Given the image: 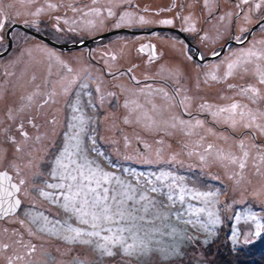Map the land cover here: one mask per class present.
I'll use <instances>...</instances> for the list:
<instances>
[{"label":"flooded vegetation","instance_id":"1","mask_svg":"<svg viewBox=\"0 0 264 264\" xmlns=\"http://www.w3.org/2000/svg\"><path fill=\"white\" fill-rule=\"evenodd\" d=\"M258 2L259 0H248V3L240 4V0H209L206 5L205 0H167L166 6H160L159 0H44L43 4L38 3L34 5L36 7H32L30 0H0V21H2L0 43L4 44L0 50V55H2L0 59L8 54L12 46V36L16 31L27 33L37 40L40 39L32 33L47 39H49L48 35H58L59 39L64 40L68 37H76L75 40L61 45H71L93 39L90 45L82 48L86 50V55L88 53L87 57L91 64L99 67L106 78L115 76L126 78L125 83L128 87L121 88L119 91H131L145 99L160 97L174 112L176 121H179V114L183 116L181 111L184 110L183 101L186 97L189 100H195V96L191 98L192 93L196 95L202 91L215 93L218 107H225L233 100L238 101L235 98L227 99V96L232 92L238 93L239 86L255 84L257 87H264L260 86L256 78L252 76L254 64L247 66L249 69L247 73L242 69H237L234 70L233 75L227 78L224 76L228 62L236 60L242 50L249 48L256 51L264 50V6L256 9L255 4ZM49 4H54L56 7L48 8ZM237 4H240V7H237ZM111 6H115L117 10L114 12ZM244 6L248 8L245 11ZM38 8L42 11L38 15H33ZM93 9H98L99 14ZM108 9H111L112 15H109ZM144 9H146L147 16L143 13ZM158 9L166 15L160 16ZM126 13L131 14L137 21L143 16L148 23L121 24L116 27L120 17ZM256 14L261 15L256 18ZM245 15L253 22H246ZM240 16L242 21L239 20ZM185 17L189 19L186 21ZM166 19H171L173 23L171 25L159 23ZM100 22L107 25L106 30L100 34H80L93 30L94 27L100 25ZM192 28L195 30H186ZM112 31H121L115 34H121V36L118 38L112 35L96 39L103 33ZM40 41L48 44L43 40ZM141 46L147 47L141 51ZM6 50L7 52L3 55ZM214 52L218 55H213ZM190 56L192 59H189ZM200 57L203 59L201 60ZM116 61L121 63L117 68L114 67ZM104 62L111 64L107 65ZM6 69L11 71L14 77L7 82L0 80V106H9L13 103L14 107L9 109L11 110V113L7 114L9 119L0 124V155L4 157L0 160V172H7L10 180L16 185H19L20 179H24L26 183L20 185V191L17 192V198L21 201L18 210L0 219V264H8L9 258H13L12 264H32L34 261L47 257V252L44 251L46 246L44 236L46 235L36 232L27 218L21 219L18 215L22 209L30 205L37 207L36 204L43 198L39 189L46 190L48 189L46 183H53L50 175L52 170L47 169L54 165L59 155L57 150L69 129L68 125L64 124L63 130L58 132L57 129V135L53 136V123L56 115L46 113L44 108L51 101L52 91L55 92L53 95L59 92L63 94L62 76L72 73L73 69L68 63L60 64L58 70L47 71L42 81L37 79V83L32 74L34 71L27 69L23 58L19 61L7 62L4 67L0 68V74ZM93 69L98 72L96 67ZM84 75L85 82L81 86L87 85L88 91H95L94 87L97 84L106 86L105 80L100 77L99 73L97 82L90 79L87 72L82 74ZM212 75H215L216 79H212ZM15 82L18 86L11 87ZM32 83H35V86L31 88ZM229 85L235 87L230 88ZM38 88L39 91H47V93L35 96L32 99L35 102L33 106L32 101L29 102L27 98L33 97L31 91H37ZM187 94L189 95L186 96ZM94 96L92 92V97ZM108 97L109 95L99 98ZM221 99L223 101H220ZM31 104L35 112H32ZM246 104H249L253 110L264 111V99H258L254 104L248 101ZM89 112L92 110L89 109ZM196 116L201 115L191 113L192 118ZM124 118L128 129L135 128L130 134L135 144L144 142L138 138L136 133L139 136L144 134L150 139L151 136L147 134L156 136L160 132L165 134L166 139L173 141L172 143H184L181 136L173 139L170 135V126L153 128L138 113L125 114ZM29 119L33 120L35 127L28 123ZM178 121L172 130L190 133L189 128L178 127ZM21 124L24 125V131L28 133L29 139L26 142L18 130ZM201 125L206 127L207 136L203 135L199 137V140L212 139L208 140L209 142L203 148L204 154L212 150L213 147L208 149V146L213 142L226 143L232 140L239 149H241L239 141L244 140V150L248 151L246 140L249 137L256 148L257 146L264 148V140L259 138L260 135L253 130L256 128L240 131L237 127L233 128L230 123H225L223 116H215L214 120L207 118ZM208 129H213L219 134L209 135ZM84 134L87 137L90 136L92 141L100 140L93 128H89ZM38 136L39 140L36 139ZM128 136H121V138L123 142L132 144ZM9 137H13L15 143ZM164 137L156 136V139ZM17 144L23 146L22 151H16ZM193 150L197 152L196 149L193 148ZM33 177H35L34 182ZM39 214L40 211L37 210V215ZM40 220L43 221V218L41 217ZM7 221L8 223H5ZM47 226L51 227V224ZM4 245L8 247L4 248ZM33 245L35 252L28 254V249ZM39 248L43 252L41 255ZM16 256L22 259L17 260Z\"/></svg>","mask_w":264,"mask_h":264},{"label":"rangeland","instance_id":"2","mask_svg":"<svg viewBox=\"0 0 264 264\" xmlns=\"http://www.w3.org/2000/svg\"><path fill=\"white\" fill-rule=\"evenodd\" d=\"M30 1L32 2V7L38 3H44V0ZM166 1L159 0V5L166 6ZM244 7V11L248 9L246 6ZM111 9L114 12L117 10L115 6H111ZM145 12L146 9H144L143 13L147 16L148 14ZM158 13L160 16L166 15L161 9H158ZM260 15L256 14L255 17L258 18ZM239 20L242 21V17ZM106 26L100 22V25L94 27L93 30L80 34H100L106 30ZM48 36L49 39L59 44H66L76 39L73 36L68 37L67 40L59 39L58 35ZM115 36L119 38L121 34ZM78 37L81 38L79 35ZM3 47L4 44L0 43V50ZM87 56L88 53L86 55L84 48L62 51L35 39L27 33L16 31L12 36V46L8 54L0 59V68L4 67L9 61H19L23 58L26 61L27 69L34 71L32 74L37 83V79L42 81L47 71L58 70L60 64L68 63L71 66L73 72L62 76L63 94L61 95L59 92V94L53 95L55 92L52 91L51 101L44 108L46 113L56 115L52 134L56 136L57 129L59 132L63 130L64 124L68 125L74 114L72 105L78 101L77 107L80 111L76 114L82 115L86 121L85 130L81 134V155L86 156L87 160L93 162L94 166L98 165L104 171L114 173L115 176L125 183L132 184L140 192L148 193L150 188L147 183L148 180L157 183L161 187L159 193H148L156 200V206L150 209L148 213V218L150 220L154 218V222L140 225L141 235L144 232L150 235L152 248L155 251L148 255L128 257L124 256L118 249H114L116 255L101 256L91 246L79 243L69 244L57 236L53 237L48 232L40 231L41 225L45 224V221H41V217L37 218V210L43 213V216L48 217L50 224L59 220L67 221L73 227H83L77 223L75 217L70 218V214L66 213L58 204L43 197L42 201L36 204L37 207L30 205L22 209L18 215L21 219L27 218L29 224H31L30 226L36 232L46 235L44 236V241L46 242L44 251L47 252V257L34 261L32 264H74L77 258L85 261L86 264H202L205 260L202 248L205 245L194 240L198 238L204 239L205 236L212 234L210 231L213 224L209 222L210 220L218 217V222L221 226H225L226 222L230 220L232 225L230 226V232L232 231V233H229V239L233 243V231L235 230L236 243L234 244L239 246H244L247 243V239H254V235H257V233H264V163L260 162L257 148L249 139L251 137L246 140L249 157L243 169L239 167L238 163L233 164L229 159L224 158L229 156L240 157L242 155V150L235 146L234 140L226 141V143L213 142V148L208 151V154H204L205 150L203 148L209 142L208 140L212 139L199 140V137L207 136L206 127L201 125L204 120L207 118L210 120L215 119L212 113L218 108L217 94H212L210 91H202L198 95L192 93L191 98L193 99L195 96V100H189L186 97L183 101L184 110L181 113L187 119L179 114V121H177L179 122L178 127L189 128L190 133L172 130V125L177 124L174 112L160 97L145 99L142 96L133 94L131 91H119L121 88L128 87L127 83H125L126 78L123 76L106 78L99 67L91 64ZM104 63L107 65L111 64L109 62ZM114 64V67L117 68L121 63L116 61ZM93 67H96L98 72ZM86 72L90 75V79H94L95 82H97L100 75L105 80L106 86L97 84L94 87L95 91H88L86 87L81 86L85 82V75L82 76V74ZM1 73L0 80L4 82L14 77L8 69ZM16 82L11 87L16 88L18 86ZM65 85L67 86L65 87ZM34 86L35 83L30 84L31 88ZM65 89H68V91H65ZM92 92L95 94L94 97H92ZM25 93L27 94V91ZM40 93L42 95L47 93V91H39V88L37 91H31L33 98ZM97 94L99 95L96 96ZM106 95H109V97L99 98ZM230 98H235L242 103L248 102L239 96L237 92H232L227 96V99ZM220 101H223V99ZM15 103H17L16 100ZM32 104L33 106L35 104L33 100ZM89 104L90 106L88 107ZM93 105L94 109H92ZM202 105H208L209 107L202 108ZM33 106L31 110L35 112ZM12 107H14L13 103L9 106H0V124L9 119L7 114L11 113L9 109ZM88 108L92 112H89ZM135 113H138L153 128L170 126V135L173 139H178L181 136L184 143H172L173 141L166 139L164 137L165 134L160 132L156 136L164 137L162 139H156V136L147 134L151 136L149 139L144 134L139 136L136 133L138 138L144 142L135 144L133 137L130 135L135 128L128 129L124 118L125 114L133 115ZM191 113L201 116L192 118ZM180 121L186 123L181 124ZM197 121L202 123L197 125ZM89 128H93L96 136H99V141H92L90 136L87 137L84 134ZM237 129L241 131L245 128L238 125ZM253 130L257 135H260L259 138L264 140V134H261L259 130ZM208 131L209 135L219 134L215 133L213 129H208ZM236 132L238 133V131ZM126 135H129L128 140L132 141V144L123 142L121 136ZM64 143L65 139L60 144L58 152L61 151ZM136 151H138L137 154ZM221 153L224 154L223 157ZM201 156L205 157L203 161L200 159ZM52 168L53 166H50L47 170H52ZM173 168L176 172H182L186 190L212 192L215 195L205 202L203 198L195 200L191 194H188L181 201L178 199L180 192L177 193V191L180 185L179 181H177V187L173 193L175 202L169 201L167 198L169 192L167 185L172 184V177L163 182H157L155 174L157 172L158 175L161 172H170L172 176L178 177V175H173ZM195 168L202 170L193 172L203 173L204 175L201 177L196 175L191 178L190 170ZM147 175L150 177H146ZM37 178H40V176H37ZM34 181L35 177H33ZM53 183H57V180L53 179ZM113 183L115 182L113 181ZM46 191L51 192L54 190L46 189ZM189 201L194 202V204H188ZM189 205L192 206V209H204V211L196 213L189 209ZM178 206L184 207L183 213L179 212V217H177V212L174 210ZM209 213L212 215L210 216ZM252 214H255V220L249 218ZM178 218L186 220L185 231H179L177 225L170 224L174 219L177 220ZM5 223H8V221ZM257 224L260 225L259 229ZM57 227L59 228V226ZM225 231L226 229H223L218 234ZM60 233L63 235L62 229H60ZM181 237L182 239L193 240L192 245L189 244L186 249L184 248V251H181L183 245H178L179 250L173 248V238ZM161 249L163 251H160ZM38 251H40V255L43 253L40 248ZM175 255L176 258H173Z\"/></svg>","mask_w":264,"mask_h":264},{"label":"snow or ice","instance_id":"3","mask_svg":"<svg viewBox=\"0 0 264 264\" xmlns=\"http://www.w3.org/2000/svg\"><path fill=\"white\" fill-rule=\"evenodd\" d=\"M208 3L209 0H205V4L207 5ZM246 3H248V0H240V4ZM240 4H237V7H240ZM262 6H264V0H259L255 4L256 9ZM48 7L54 8L56 5L49 4ZM41 11L42 9L38 8L33 15H38ZM93 11L99 14L98 9H93ZM108 13L109 15L113 14L111 9H108ZM188 19L189 17H185L186 21ZM221 19H224V17H221ZM244 19L248 23L253 22L247 15H245ZM133 23L143 24L148 23V21L143 16L139 17L137 21L131 14L126 13L120 17L116 27L121 26V24L131 25ZM159 23L171 25L173 21L166 19L159 21ZM0 26H2V21H0ZM241 31H244V29H241ZM237 39L239 40V38ZM146 47L141 46V51H144ZM213 55L218 54L214 52ZM189 59H192V57L190 56ZM200 59L202 60L203 57H200ZM250 64L255 65L252 69V76L256 78L260 86H264V50L256 51L253 48L242 50L236 60L228 62L227 71L224 74L225 78L233 75L234 70L237 69H242L247 73L249 71L247 66ZM211 78L216 79V76L212 75ZM83 87H87V85ZM229 87L233 88L235 86L229 85ZM65 91H68V89H65ZM238 95L254 104L258 99H264V87H257L255 84L241 85L239 86ZM27 99L31 102L33 97L29 96ZM78 103L77 101L76 104L72 105L74 114L68 123L69 131L65 133L64 146L59 152V155H57L50 173L51 177L57 180V183H46V188L53 189L54 191L50 192L42 188L39 189V192L41 197L62 207L66 213L70 214V218L75 217L77 223L83 227H73L67 221L59 220L52 223L51 227H48L47 225L51 222L48 220V217L40 213L37 218L42 217L45 221V226H42L40 231L57 236L69 244L79 243L91 246L101 256L116 255L114 249H118L124 256L128 257L151 254L155 251L152 248L151 237L147 232L141 235L140 225L154 222V218L153 220L148 218V213L150 209L156 206V200L148 193H159L161 187L157 183L148 180L147 183L150 185L148 193L140 192L132 184L125 183L119 177L115 176L114 173L106 172L99 168L98 165L94 166L93 162L87 160L86 156L81 155V134L85 130L84 125L86 121L82 115L76 114L80 111L77 107ZM201 107L205 108L209 106L202 105ZM212 115L216 117L223 116L224 122L230 123L233 128H236L238 125L245 129L256 128L261 134H264V111L258 109L253 110L249 107V104L233 100V102L225 107H218ZM28 123L33 124L35 127L32 119H29ZM180 123L184 124L186 122L180 121ZM201 123V121L196 122L197 125ZM172 126L175 127V124ZM18 130L26 142L29 137L28 133L24 131V125H19ZM9 139L15 143L13 137H9ZM36 139L39 140L40 137L38 136ZM239 146L242 150L240 157L229 156L224 158L229 159L233 164L238 163L239 167L243 169L246 166L249 151L244 150V140L239 141ZM211 147L212 145L210 144L208 149H211ZM22 150L23 146L17 144L16 151L20 152ZM257 151L260 162L264 163V148L257 146ZM221 156L223 157L224 154L221 153ZM3 159L4 157L0 155V160ZM200 159L203 161L205 157L201 156ZM169 177H172V184L167 185L169 190L167 198L169 201L175 202L173 193L177 187V181L182 180V178L172 176L170 172H161L155 179L157 182H163ZM8 179L10 178L7 172H0V193L11 198L7 201L8 206L6 208L0 203V211L4 215H7L9 212H14L21 204V201L15 198L12 190L19 192L20 185L26 183L24 179H20L19 185L10 184L8 188H5L4 181ZM179 192L178 199L181 201H183L186 194H191L195 200L203 198L205 202L211 196L215 195L212 192H199L193 191L192 189L186 190L183 186H179ZM2 199L0 197V201ZM189 209L196 213L204 211V209H192L191 205H189ZM209 215L211 216L212 214L209 213ZM249 218L255 220L256 216L252 214ZM218 220L219 218L217 217L209 222L215 224L218 223ZM257 228H260L259 224H257ZM60 229L63 230V235H61ZM235 236L236 233L234 230L233 243H236ZM3 247L7 248L8 245H4ZM35 250V246H31L28 249V254L35 252ZM160 251L163 250L161 249ZM15 259L19 260L22 257L16 256ZM12 260L13 258H9L8 264H12ZM74 264H86V262L77 258Z\"/></svg>","mask_w":264,"mask_h":264},{"label":"trees","instance_id":"4","mask_svg":"<svg viewBox=\"0 0 264 264\" xmlns=\"http://www.w3.org/2000/svg\"><path fill=\"white\" fill-rule=\"evenodd\" d=\"M134 166L136 165L134 164ZM201 170L202 169L196 168L191 169V178H194L196 175H199V177L204 175L203 173H196ZM173 171V175H178V177L182 178V172H176L174 168ZM155 176H158V172L155 174ZM146 177L150 176L147 175ZM179 185L185 188L186 184L183 183V178L179 181ZM178 192L179 190L177 193ZM188 204H194V202L192 203L189 201ZM183 209L184 207L181 206H178L174 209L177 212V217H179V212L183 213ZM186 223L187 222L185 219L178 218L177 220L174 219L170 224H174V226L177 225L179 231H185ZM230 226H232L230 220L226 222L225 226H221L219 222L215 223L213 224V227L210 231L212 234L205 236L204 239L198 238L194 240L205 245L204 248H202L205 258L202 264H264V233L259 232V234L254 235V239H247V243L244 244V246H239L232 243L229 239V233H232V231L230 232ZM223 229H226V231L224 233L218 234V232L222 231ZM172 241L173 248L175 250H179L178 245H183L181 251H184V248L186 249L189 244L192 245L193 243V240H188L186 238L182 239V237L173 238ZM173 258H176V255L173 256Z\"/></svg>","mask_w":264,"mask_h":264},{"label":"water","instance_id":"5","mask_svg":"<svg viewBox=\"0 0 264 264\" xmlns=\"http://www.w3.org/2000/svg\"><path fill=\"white\" fill-rule=\"evenodd\" d=\"M256 26H257V25H256ZM120 32H121V31H112V32L104 33V34H102V35L96 37V39H98V40H99V39H103V38H105V37H109V36H112V35L118 34V33H120ZM32 34H33V36H35L36 38H38V39H40V40H43V41L47 42L49 45H51V46H53V47H55V48H57V49H60V50L79 49V48H82V47H84V46H88V44L91 43V42L93 41V39H91V40H87V41H85V42H81V43H75V44H71V45H61V44L54 43V42H52L51 40H49V39H47V38H45V37L39 36V35L34 34V33H32ZM248 36H249V35H248ZM9 46H10V43H9ZM8 48H9V47H8ZM7 50H8V49H7ZM7 50L3 53V55L7 52ZM1 56H2V55H0V57H1ZM8 176H9V175H8ZM9 178H10V176H9ZM10 184H14L10 179L4 181V187H5V188H8V186H9ZM9 190H11V189H9ZM12 191H13V194H14L15 198L18 199V198H17V192H15L14 190H12ZM0 197L3 198L2 201H0V203H2V206H3L4 208H6V207L8 206L7 201H8L9 199H11V198H10V197H7V196H4L3 193H0ZM17 210H18V207L16 208V210H15L14 212H9L7 215H4L3 212L0 211V219L4 218V217H6V216H9V215L14 214Z\"/></svg>","mask_w":264,"mask_h":264},{"label":"bare ground","instance_id":"6","mask_svg":"<svg viewBox=\"0 0 264 264\" xmlns=\"http://www.w3.org/2000/svg\"><path fill=\"white\" fill-rule=\"evenodd\" d=\"M208 33V32H207ZM202 38V37H201ZM194 41V40H193ZM90 45V44H89ZM218 47V46H217ZM221 47V46H220ZM220 49V48H219ZM174 158V157H173ZM176 158V157H175Z\"/></svg>","mask_w":264,"mask_h":264}]
</instances>
